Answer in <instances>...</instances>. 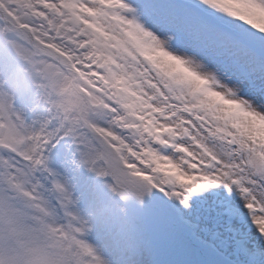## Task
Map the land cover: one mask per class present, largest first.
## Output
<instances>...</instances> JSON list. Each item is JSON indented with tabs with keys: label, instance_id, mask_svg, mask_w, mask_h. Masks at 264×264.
Segmentation results:
<instances>
[{
	"label": "snow or ice",
	"instance_id": "obj_1",
	"mask_svg": "<svg viewBox=\"0 0 264 264\" xmlns=\"http://www.w3.org/2000/svg\"><path fill=\"white\" fill-rule=\"evenodd\" d=\"M0 264H264V0H0Z\"/></svg>",
	"mask_w": 264,
	"mask_h": 264
}]
</instances>
